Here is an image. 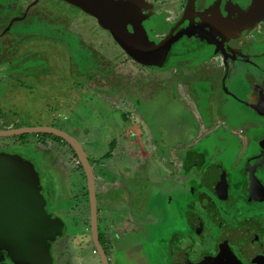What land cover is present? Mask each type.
<instances>
[{"label": "rangeland", "instance_id": "rangeland-1", "mask_svg": "<svg viewBox=\"0 0 264 264\" xmlns=\"http://www.w3.org/2000/svg\"><path fill=\"white\" fill-rule=\"evenodd\" d=\"M8 1L10 0H0V6L3 8V10L0 8V16H2L0 21L2 23L9 21L8 23H10L12 19L16 18L13 24L15 41L14 47L8 46V38L4 43V38L0 37V128L11 122H16L17 127L54 126L59 128L64 126L72 137L82 145L85 152L92 156L91 158L101 159H105L101 156L105 155L109 147L113 146L112 141L115 139L117 145L113 149L114 159L121 158V163L125 164L122 168H128L123 171L120 182L133 178L141 184L144 175L154 173L157 180L151 181L154 183L145 186L146 189L136 196L137 198H134L139 202H144V204H139L142 211L147 210L143 213L144 219L148 220L147 217L152 215L153 219L155 218L157 221L155 223L158 224L153 225L156 226L155 229L148 228L151 238L134 235L127 240L128 244L131 241L133 244H141L142 246L136 247L138 250L139 248L147 250L152 264H154L153 244L158 242V244H164V247L168 249L171 247L170 233H172L173 226H170L169 213L176 204L177 198L172 186L168 188L170 184L167 181L171 179L168 173L173 174L168 170V160L175 165L177 171L181 163V156L177 158L172 155L170 159L169 152L172 146H188L196 142L201 132V125L203 137L210 136L212 138L215 130L220 126L224 129L225 126L221 125V118H214L215 120L211 122L210 117L208 121L198 117L201 125L196 120L197 118L195 119L197 109L195 105H200L198 110L201 112L200 114H203L204 106L201 102L206 100L205 103H209V98H205L206 92L200 90L202 86L220 84L224 79L226 84L264 86V23H257L250 28V33L245 35L248 39L246 42L250 45L249 48L242 50L237 47V43L230 46L233 49H231L232 56L229 63L236 65L239 70L236 74L234 68L230 72L228 67L225 69L222 66L221 57L200 64L194 58L180 61L179 58L166 57L159 62L156 61L154 67H148L130 60L112 40L108 32L98 26L94 18L64 0H12L14 3L10 7L4 8L3 6ZM143 1L153 3V9H155L154 6L162 2L158 12L151 13L150 19L153 27L148 33L149 38L155 34L153 39H161L162 35L169 31L167 28L171 26L170 19L178 18L177 12L181 11L184 0ZM188 1L191 5L193 4V0ZM215 1L205 0V3H214ZM219 1L221 3L224 0H218L217 6ZM225 1L226 4L232 2L237 11L242 8H251L242 13L244 21L248 19L249 14L253 15L251 20L254 19L257 16L256 12L262 11L264 7L263 0ZM182 13L177 20H174V22L179 20L178 26L181 24ZM22 19L24 20L20 22L19 20ZM166 19L169 23L166 25L165 31L163 23ZM227 20L223 19L220 24L227 33L235 26H239L238 28L242 26L237 20ZM198 22L196 21V23ZM1 29L2 26L0 31ZM176 29L177 27H175L174 33H176ZM50 33H54L58 37L49 38L47 34ZM168 34L164 38L172 33ZM59 37L71 38L77 50L86 51L87 49L85 59L90 60V64H74L73 66L72 62L77 54L75 51H65ZM208 38L209 35L206 34L204 39ZM176 44L177 41H174L171 45L174 48L169 49L168 54H176L175 52L183 50L179 46L175 47ZM195 49L196 47H186V50L184 49L181 54H190ZM208 50L212 52L213 47H209ZM70 67H73L71 70L76 73H81L82 68H89L88 71L92 77L91 81L84 82L90 86L84 89L80 88L78 92L67 91V94H64V91L60 87H56V84H65L61 86L62 89H65L72 84L78 82L80 84L84 80V76L68 73ZM236 77H239L240 80L238 81ZM113 82L114 84H112ZM91 84L95 85L91 86ZM82 85L80 84L81 87ZM68 96L80 99V102L71 108L70 104L73 101L65 99ZM86 98L90 100L88 101ZM230 105L232 108L227 114L236 118H230L234 122L233 125L241 122L242 117L240 116L253 115L239 103L233 102ZM213 109L215 110L212 114H215L217 110ZM230 128L234 129L232 125ZM197 131L198 133H196ZM26 136L29 138L26 144L14 143L16 140L14 138L4 140L7 143L11 142L9 145L11 148L3 149L10 158L7 163L18 162L21 164L23 160L28 161L30 167L28 165L29 169L24 173L26 178L23 176L19 179L18 186L28 187L29 176L36 198H40L38 194L43 197L45 192L47 199L48 172L38 159L35 135L27 134L21 138ZM147 136L148 142L145 141ZM51 139L46 138L47 144L43 143L44 148L53 152L60 162L68 160L71 157L68 148ZM207 144L212 152H218L219 144L216 139L208 140ZM118 153L120 157H118ZM204 153L201 151L200 155ZM162 160L166 162V166L156 170L155 163L162 164ZM1 163L2 166L8 165L2 159H0ZM116 164L111 156L107 162L105 161L104 168L111 171L116 167ZM134 164L138 168L133 169L132 165ZM116 189L120 190L121 188ZM153 190L155 192H151ZM153 193L155 194L153 195ZM132 200L133 198L128 201ZM58 203L62 204L61 201ZM47 205V209L56 208L54 201ZM177 206L184 209L182 201ZM47 209L42 211L49 216L51 213ZM40 211H36L37 214ZM121 213L123 217L120 216V218L124 223L125 215L128 213V216L130 212L123 208ZM68 216L69 213H64L60 224L57 225L58 235L62 234L58 236V239L60 240L63 235H66L61 246L71 248L75 257L70 262L69 258L66 259L64 264H97V255L94 256L91 253L92 247L84 242L85 235L79 233V220ZM49 217L39 218L41 221L47 222ZM143 235H147L145 231ZM53 263L56 264L55 261Z\"/></svg>", "mask_w": 264, "mask_h": 264}, {"label": "flooded vegetation", "instance_id": "flooded-vegetation-1", "mask_svg": "<svg viewBox=\"0 0 264 264\" xmlns=\"http://www.w3.org/2000/svg\"><path fill=\"white\" fill-rule=\"evenodd\" d=\"M108 1L113 5L118 4V2L125 3L136 13L137 23L134 26L130 24L126 25V30L129 33H141L144 41L148 43H159L165 39L164 37L168 33L174 35L184 31V34L177 40L175 46H179L183 50L175 52V59L179 58L181 61L182 59L194 58L200 64L206 63L216 57H221L222 66L225 69L228 67L230 72L234 68L235 74L239 70L235 64L229 63L232 56L231 49H233L230 46L237 43V47L242 48V50L249 48L250 45L246 42L248 39L245 35L249 34L250 28L257 23H264V17L254 23L252 21L245 22L242 13L251 8H242L237 11L232 2L226 4L225 0L221 3L219 1L220 6L219 4L217 6L218 0L214 3H205V0L198 2L193 0V4L191 5V3H188V0H184L182 7V9L184 8V12L182 13V9L180 12H177L178 18L182 13V17L180 18L181 24L178 26L179 20L174 22L176 17H172L170 19L171 26L167 28L166 25L169 22L166 19L163 26L165 31L166 28L169 31L163 34L161 39L156 40L152 38L155 34L151 38L148 35L153 27L150 16L151 13L158 12L157 10L162 2L154 6L155 9H153V3L150 4L143 0L140 2L135 0ZM13 3L10 0L3 7H10ZM262 4H264V0ZM70 5L74 6L72 4ZM0 8L2 7L0 6ZM261 13H264V7L262 11L257 12V14ZM15 19H12L10 23H8L9 21L5 23L0 21V27L2 26L0 37L4 38V43L5 39L8 38V46L13 47L15 41L13 35L15 28L13 24L15 23ZM223 19L237 20L242 26L240 28H238L239 26H235L227 33L220 26ZM23 20L19 21L22 22ZM196 21L199 22L196 23ZM173 24L174 26H172ZM98 26L100 25L98 24ZM175 27H177L176 33H174ZM206 34L209 35L208 39H204ZM47 36L51 38L57 35L50 33ZM59 38H61V44H63L65 51L70 52L71 50L76 52L77 58L74 57V61L72 62L73 66L74 64H90V60L85 59L87 49L86 51H82L81 49L77 50L71 38ZM211 39L223 42L226 58H224L223 53L218 50V47L213 42L210 43ZM186 47H196V49L190 54L182 55L181 53L184 49L186 50ZM209 47H213L212 52H209ZM204 55L206 56L204 57ZM72 68L70 67L68 73L84 76V80L80 82L84 86L82 85L81 87L78 84L79 82H75L77 84H72L70 87L62 89L61 86L65 84H56V87H60L64 91V94H67V91L78 92L80 88L84 89L90 86L89 84H84V82L91 81L92 76L88 71L89 68H82L81 73L73 72L71 70ZM75 71L77 70L75 69ZM236 78L238 81L240 80L239 77ZM93 85L95 84H91V86ZM206 85L205 87L202 86L200 90L206 92L205 98H209V103H205L206 100L201 102L204 106L202 110L203 114H200L201 112L198 110L200 105H195L197 108L196 116L194 114L195 119L197 118L196 120L200 124L198 117L204 120L207 119V121L211 119V122L215 120L214 118H221V125L225 127L224 129L221 126L218 127L215 130V134L210 138V136H202V125L200 124V131L202 133L200 132L196 142L188 146H172L169 152L170 159L172 155L177 158L181 156V163L176 171L175 165L168 160V170L173 173H168L172 179V181L170 179L169 186H172L175 190V197L177 198L176 204L169 213L171 220H169L171 222L170 226H173L171 229L172 233H170L171 247L168 249L164 247V244L154 243L153 261L154 264H264V86H260L259 84H226L225 79L220 84ZM65 99H68V101L71 100V102L73 101L70 104L71 108L75 107L77 102H80V99H75L72 96H68ZM86 99L88 101L90 100L88 98ZM229 102L230 104L233 102L239 103L245 109L251 111L253 115H242L240 116L242 117L241 122L233 125L234 122L230 118H236L233 115L231 117V114H227L229 113V109L232 108L228 104ZM213 108L217 110L215 114H212L213 110H215ZM231 125L235 130L230 128ZM5 126L6 128H10V126L17 127L16 122H11L2 127ZM57 129L71 135L64 126ZM37 135H35V145L38 148V159H40V163L44 165V168L48 172L47 181L49 189L46 190L48 200L44 192V195L42 194L43 197L38 194L40 198H36L33 203L34 206L41 209L38 214L41 218L50 216L49 218L53 222L52 224L49 222L42 223L43 228L49 231L53 239L48 242L47 238H45V245L42 241L40 244V246L49 247L48 256L52 264H54V261L56 264H64L66 259L69 258L70 262L75 257L71 248L61 246V242L65 239L66 235H63L60 240L58 239V236L62 234L58 235L59 229H57V225L60 224L61 217L66 212L69 213L68 217L79 220V233L85 235L84 242L92 247L91 253L94 256L97 255V264H101V261L98 250L94 246L92 227L95 229L97 241L107 258L108 264H139L142 259L141 252L143 249L139 248L138 250L136 246H140L141 244H133L132 241L128 244L127 240L131 239L134 235L144 237V231L147 234L146 238H151V236H148V228L144 227V220L148 221L144 219L143 213L145 209L139 211L135 208V204L138 203L139 206V203L144 204V202L136 200L137 194L133 192L135 195L132 197V201L129 202L124 198L123 205L118 208V217L114 216V212L112 216L106 205L104 206L105 212H100L101 209H98L101 206L98 201L96 182L100 180L105 185H108V183L118 185L122 181L121 172L110 171L104 168L105 161L107 162L111 156L117 163L115 165L116 170L120 166L125 165L121 163V158L114 159L113 149L116 147L117 141L114 139V145L109 147L105 155L101 156L105 157V159L91 158L92 156L87 154L81 145V148L87 156L94 181L96 212L95 225H92L86 177L81 162L75 156L73 148L61 139H51L61 144V146H66L70 151L71 157L64 162H60L53 152L46 147L44 148L43 143H46V138L43 140ZM22 136L0 138V152H3V149L11 148L9 146L11 142L7 143L4 141L6 139L14 138L16 139L14 143L26 144L29 138L28 136L21 138ZM215 139L219 144L218 152H212L207 144L208 140ZM206 148L208 149L205 150ZM201 151L205 153L200 155ZM118 157H120L119 153ZM153 160L156 161V159ZM161 162L163 163H155L156 170H160L162 169L161 167L166 166V162L163 160ZM50 200L55 202L56 208L47 209V204L51 203ZM59 201L62 204H59ZM181 201L184 209L177 206ZM45 208L51 213L49 216L42 211ZM123 208H126L130 212L128 216V213L125 215L124 223H122L120 218V216L123 217L121 213ZM104 213L108 216L110 214V219L105 224H102L103 219L101 214ZM150 216L152 217V215ZM152 221L153 225L158 224L155 223L157 221L153 217ZM47 224L51 225L50 228ZM153 225V228L156 227ZM149 262L151 264L153 263L151 257Z\"/></svg>", "mask_w": 264, "mask_h": 264}, {"label": "water", "instance_id": "water-1", "mask_svg": "<svg viewBox=\"0 0 264 264\" xmlns=\"http://www.w3.org/2000/svg\"><path fill=\"white\" fill-rule=\"evenodd\" d=\"M64 1L76 6L95 18L97 23L110 34L118 47L131 60L143 66L152 67L156 61L159 62L163 58L176 56L172 53L168 54V51L171 49V45L174 41L176 42L181 38L184 31L176 35L171 34L159 43H148L144 41L141 33H129L126 30L127 24L134 26L137 23L136 13L129 5L121 2L113 5L108 0ZM135 1L140 2L141 0ZM256 15L257 16L251 20L253 15L251 16V14H249L245 22L252 21V23H254L264 17V13L257 14L256 12ZM211 42L218 47V50H220L224 58H226L223 42L213 39L210 40V43ZM27 134H48L56 136L73 148L75 156L81 162L86 177L90 216L92 225H95L96 207L94 181L87 156L81 148V144L71 135L51 126L0 128V138ZM0 159H2V161L5 160L6 164L10 161V158L4 151L0 152ZM16 163L18 162L8 164L7 166H2V163L0 164V264H52L48 256L49 247L40 246V244L42 241L45 245V238H47L49 242L53 237L49 234L47 229L45 230L43 228L42 223L44 221H41L39 218L40 216L36 213V211H40V208L37 209L34 207L33 201L36 199V195L33 193L34 187H32L29 176L28 187L22 188L18 186V180L24 176V173L28 171L30 165L26 160H23L21 164ZM24 177L26 178V175ZM48 222L50 224L53 223L50 218H48L47 223ZM50 226L51 225H48L49 228ZM92 235L94 246L100 255L101 264H108L107 258L97 241V236L93 227Z\"/></svg>", "mask_w": 264, "mask_h": 264}, {"label": "crops", "instance_id": "crops-1", "mask_svg": "<svg viewBox=\"0 0 264 264\" xmlns=\"http://www.w3.org/2000/svg\"><path fill=\"white\" fill-rule=\"evenodd\" d=\"M2 128H4V127H2ZM5 128H6V126H5ZM147 140H148V136L145 138L146 142H148ZM128 165H131V164H128ZM124 166L125 165H123L122 167H124ZM132 166H133V169L138 168L135 164ZM120 167L117 170L115 168H112L111 171L121 172V174H123L124 170H128L127 167H126V169H124L122 167L120 168ZM143 177H144V180L141 181V184L139 182L135 181L133 178H131L130 180H128L126 182L123 181V182H121V184H118V185H116L115 183H111V184L108 183V185H105L100 180H98L96 182V190H97V196H98L99 204L102 207V208L101 207L98 208V209H101L100 212H102V211L105 212L104 206L106 205V207L109 209V213L112 214L114 212V216L118 217V212H119L118 208H120L123 205L122 203L124 201V198H126L127 200H130L135 195L133 192H135L137 194V196H139L146 189V187L148 185H152L154 183L151 181L157 180V179H155L154 173H152V172L149 175L147 173V175H144ZM165 180H166V178H165ZM167 182H169L168 184H170V181H167ZM156 183L162 184L163 182H156ZM169 187L170 186L168 185V188ZM116 188H121V189L117 190ZM151 192H155V191L153 190ZM154 194L155 193H153V195ZM135 205H136L135 208L137 210L140 211L142 209L141 206H138V203ZM146 211L147 210H145L144 213ZM101 215H102V219H103L102 224H105L106 221H109L110 214H109V216L106 215L105 213L101 214ZM112 216H113V214H112ZM147 218H148V221L144 220V227L152 228V225H153L152 217L150 216V218L149 217H147ZM113 223H115V222H113ZM149 232H148V234H149ZM148 236H150V235H148ZM144 237L146 238V236H144ZM141 258L142 259H141L139 264H145V263L151 264L149 262L150 255H149V253H147V250L143 249V251L141 252Z\"/></svg>", "mask_w": 264, "mask_h": 264}, {"label": "trees", "instance_id": "trees-1", "mask_svg": "<svg viewBox=\"0 0 264 264\" xmlns=\"http://www.w3.org/2000/svg\"><path fill=\"white\" fill-rule=\"evenodd\" d=\"M114 84V82L112 83ZM3 126V125H2ZM19 127V126H18ZM37 136H40L41 138H52V139H55V140H58L59 138L55 137V136H51V135H47V134H39ZM23 137V136H22ZM112 145H114V142L112 141Z\"/></svg>", "mask_w": 264, "mask_h": 264}]
</instances>
